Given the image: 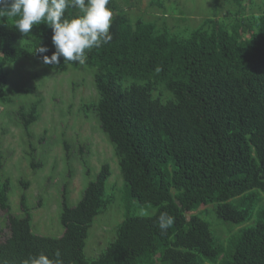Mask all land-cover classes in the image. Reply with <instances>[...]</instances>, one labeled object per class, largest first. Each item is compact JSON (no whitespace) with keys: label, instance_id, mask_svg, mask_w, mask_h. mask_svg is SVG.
I'll return each instance as SVG.
<instances>
[{"label":"trees","instance_id":"1","mask_svg":"<svg viewBox=\"0 0 264 264\" xmlns=\"http://www.w3.org/2000/svg\"><path fill=\"white\" fill-rule=\"evenodd\" d=\"M217 4L223 18L205 17L178 34L168 28L173 4L151 2L164 12L160 22L133 18L120 0H110L112 41L86 50L83 64L61 57L57 65L43 63V55L55 51L52 30L41 23L23 35L14 27L20 16L9 17L0 8V104L13 103L6 95L7 62L35 58L59 72H89L96 94L84 111L93 113L113 146L126 198L155 209L150 216L126 214L114 239L89 259L90 228L112 204L106 194L109 162L99 167L75 206L69 202L71 181L64 183L60 237L33 231L26 193L20 197L23 215L11 214L6 177L0 209L9 212L11 234L0 243V262L24 264L40 252L55 258L59 250L64 264H264V205L256 224L220 237L193 213L216 204L217 218L235 226L251 220L264 204V0ZM78 12L68 8L65 15ZM40 44L49 52L37 54ZM38 103L20 105L13 118L29 134L41 116ZM69 144L65 141L68 152ZM82 159L89 175L87 155ZM31 165L43 163L33 155ZM21 183L24 190L30 186ZM162 212L175 218L163 234L157 226Z\"/></svg>","mask_w":264,"mask_h":264},{"label":"rangeland","instance_id":"2","mask_svg":"<svg viewBox=\"0 0 264 264\" xmlns=\"http://www.w3.org/2000/svg\"><path fill=\"white\" fill-rule=\"evenodd\" d=\"M152 1L130 0L127 4L120 0V4L133 18L140 15L161 22L164 12L158 7H150ZM164 1L166 6L173 4L168 13V28L178 34H186L196 28L203 18L215 16L223 9L217 4L218 0ZM218 16L223 18L224 11ZM3 69L9 74L6 95L13 103L0 104V183L6 177L10 178L11 214L23 215L20 197L26 193L33 216V231L39 235L62 236L64 227L60 214L64 183L71 181L69 202L75 206L84 188L96 179L99 167L109 162L112 175L106 183V194L112 198V204L96 217L85 248L87 258H96L114 239L117 226L126 214L140 215L143 209L148 213L146 216H150L155 209L126 198L124 180L113 146L101 131L93 113L84 111L86 100L96 94L92 76L83 70L59 72L35 58L7 62ZM37 102L40 119L31 126L30 134L25 130L23 134L13 118L20 105ZM65 141L71 145L69 152ZM30 154L34 155L36 162L43 163L41 168L32 167L33 155ZM84 155H87L91 169L89 175L82 159ZM69 174L72 176L68 177ZM22 179L30 183L26 190L23 189ZM263 205V201L258 204L251 220L235 226L217 218L216 204L203 205L193 213L206 219L214 235L220 237L256 224ZM8 215L9 212L0 209V243L11 234Z\"/></svg>","mask_w":264,"mask_h":264},{"label":"clouds","instance_id":"3","mask_svg":"<svg viewBox=\"0 0 264 264\" xmlns=\"http://www.w3.org/2000/svg\"><path fill=\"white\" fill-rule=\"evenodd\" d=\"M109 3L110 0H0V8L5 9L9 17L20 16L14 27L23 35L30 33L33 25L41 23L52 30L55 51L50 56L43 55L45 65H57L61 57L64 62L83 64L86 50L99 48L113 39L110 32L113 12L108 7ZM68 8L79 9V12L71 17L66 16ZM35 52L45 54L49 48L40 44ZM139 214L148 215L143 209ZM174 219L167 212L159 215L157 226L162 234L174 224ZM54 256L50 258L48 254L40 252L26 259L24 264H64L59 250Z\"/></svg>","mask_w":264,"mask_h":264}]
</instances>
